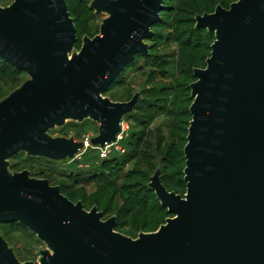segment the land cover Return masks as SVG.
Listing matches in <instances>:
<instances>
[{
	"label": "water",
	"instance_id": "obj_1",
	"mask_svg": "<svg viewBox=\"0 0 264 264\" xmlns=\"http://www.w3.org/2000/svg\"><path fill=\"white\" fill-rule=\"evenodd\" d=\"M90 8L107 16L77 49L67 0L0 5V58L28 75L0 101V223L18 222L47 246L39 262H22L0 235V264H264V0L195 18L215 39L190 85L186 194L169 191L160 170L150 178L173 215L157 231L124 235L116 217L104 220L48 179L11 170L19 152L73 160L89 146L117 143L139 101V94L127 102L104 94L148 51L163 0H92ZM87 119L99 124L89 146L50 134Z\"/></svg>",
	"mask_w": 264,
	"mask_h": 264
},
{
	"label": "rangeland",
	"instance_id": "obj_2",
	"mask_svg": "<svg viewBox=\"0 0 264 264\" xmlns=\"http://www.w3.org/2000/svg\"><path fill=\"white\" fill-rule=\"evenodd\" d=\"M13 1L0 0V5L5 7ZM235 1L163 0L153 35L145 40L148 51L136 55L104 94L116 102L130 101L139 94L134 111L124 118L122 138L105 148L89 146L73 160L53 161L19 152L10 159L11 170H28L34 178L48 179L70 200L82 202L85 209L97 207L104 220L116 217V230L124 235L137 238L141 232L157 231L172 215L161 208L150 178L160 170L169 191L186 194L181 181L192 119L188 112L193 102L190 85L195 81L194 69L205 67L215 39L214 33L197 27L195 18L214 12L218 5L229 8ZM93 13V20L86 17L75 22L77 49L85 36L100 33L107 15ZM27 78L25 72L0 74V101ZM50 134L89 141L99 135V124L92 119L70 120ZM17 223H0V235L20 261L39 262L46 244Z\"/></svg>",
	"mask_w": 264,
	"mask_h": 264
},
{
	"label": "trees",
	"instance_id": "obj_3",
	"mask_svg": "<svg viewBox=\"0 0 264 264\" xmlns=\"http://www.w3.org/2000/svg\"><path fill=\"white\" fill-rule=\"evenodd\" d=\"M67 3H68V6H69V11L71 13V16L73 17L75 22H78L79 20H83L86 17L88 18L87 20H89V19L93 20L95 18L94 17V13H93L94 11L90 8L89 0H67ZM77 35H78V30H77ZM209 51H211V46H209ZM18 72H24V71L16 69L12 64H10L9 62H7V61L3 60L2 58H0V74H7V73H15L16 74ZM193 79L196 80L194 75H193ZM192 101H193V98L191 97V102ZM188 112H189L190 117L192 118L190 110H188ZM181 182H182V184L184 186L186 185L184 180L181 181ZM152 191H154V190L152 189ZM161 208L163 210H166L169 215H172V214L169 213V211H168V209L166 207L162 206ZM11 223H15L16 224V222H11ZM17 224H20V223H17ZM20 225H22V224H20ZM22 226H24V225H22Z\"/></svg>",
	"mask_w": 264,
	"mask_h": 264
},
{
	"label": "bare ground",
	"instance_id": "obj_4",
	"mask_svg": "<svg viewBox=\"0 0 264 264\" xmlns=\"http://www.w3.org/2000/svg\"><path fill=\"white\" fill-rule=\"evenodd\" d=\"M87 144H88V146H89V142L87 141Z\"/></svg>",
	"mask_w": 264,
	"mask_h": 264
},
{
	"label": "built area",
	"instance_id": "obj_5",
	"mask_svg": "<svg viewBox=\"0 0 264 264\" xmlns=\"http://www.w3.org/2000/svg\"><path fill=\"white\" fill-rule=\"evenodd\" d=\"M122 138L121 135L119 136V139Z\"/></svg>",
	"mask_w": 264,
	"mask_h": 264
}]
</instances>
